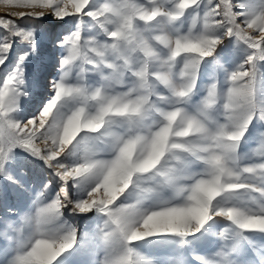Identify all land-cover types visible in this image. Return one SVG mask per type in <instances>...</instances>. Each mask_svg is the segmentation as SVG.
<instances>
[{"label": "snow or ice", "instance_id": "6c2138e0", "mask_svg": "<svg viewBox=\"0 0 264 264\" xmlns=\"http://www.w3.org/2000/svg\"><path fill=\"white\" fill-rule=\"evenodd\" d=\"M0 10V264H264V0Z\"/></svg>", "mask_w": 264, "mask_h": 264}, {"label": "rangeland", "instance_id": "374dc122", "mask_svg": "<svg viewBox=\"0 0 264 264\" xmlns=\"http://www.w3.org/2000/svg\"><path fill=\"white\" fill-rule=\"evenodd\" d=\"M2 11V10H0ZM58 31L61 29H57ZM41 57L43 58V60H41L40 57L37 58L36 60V64H35V70L36 72L39 73H46L47 69L50 66V57H49V51L47 49V47L43 48L41 50ZM30 179H35V176L30 175L29 177Z\"/></svg>", "mask_w": 264, "mask_h": 264}, {"label": "bare ground", "instance_id": "6f19581e", "mask_svg": "<svg viewBox=\"0 0 264 264\" xmlns=\"http://www.w3.org/2000/svg\"><path fill=\"white\" fill-rule=\"evenodd\" d=\"M48 71H51V67H50V66H49V68L47 69V72H48Z\"/></svg>", "mask_w": 264, "mask_h": 264}]
</instances>
